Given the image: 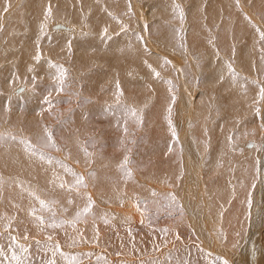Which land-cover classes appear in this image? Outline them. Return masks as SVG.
I'll list each match as a JSON object with an SVG mask.
<instances>
[{"label": "bare ground", "instance_id": "1", "mask_svg": "<svg viewBox=\"0 0 264 264\" xmlns=\"http://www.w3.org/2000/svg\"><path fill=\"white\" fill-rule=\"evenodd\" d=\"M33 1L40 2L39 7L45 1L52 4L46 35L40 31L44 13L33 14L29 8ZM233 1L236 5L237 0ZM248 1L253 3L245 0L244 5ZM255 1L252 11L262 16L264 25V0ZM146 4H150L148 10L158 7L154 0ZM99 5L100 0H0V264H17L13 251L20 264H47L51 257L46 249L49 234L65 254L76 256L82 264H223L225 258L230 264H264L261 16L247 14L250 8L244 7L242 14L227 10L231 6L217 11L222 16L218 17L222 21L219 31L228 39L227 45L226 41L221 44L231 52V47L239 49L228 61L224 56L228 51L221 46L222 50L215 49L213 44L211 50L195 43L196 51L191 52L192 41L181 55L175 50L171 55L158 49L151 53L137 36L128 33L129 25L126 31L115 30V19L113 24L109 21L111 27L106 24L111 39H105V26L99 22L102 15L97 18ZM205 6L209 14L212 8ZM232 7L237 8L234 4ZM135 9L139 15V8ZM149 13L146 15L153 16ZM12 21L18 22L10 26ZM132 39L134 48L141 51L131 47ZM69 40L73 46L70 53H52L55 43L66 45ZM38 48L39 62L34 59ZM84 50H90L86 60L79 56ZM53 57L68 73L65 90L53 96L59 103L48 111L43 98L37 99V92L48 88L47 95L55 83L56 70L48 62ZM166 57L172 66L164 64ZM147 58L151 63L163 62L162 68L153 67L160 78L142 64ZM228 63L233 65L235 77ZM189 65L193 74L185 77L180 66ZM166 66L173 75L170 81L176 84L169 86L178 91L174 92L177 99L171 113L176 137L167 122L166 106L171 103L172 92L164 91L167 85L163 77L169 75ZM28 76L40 80L39 85H28ZM183 76L190 77L188 87ZM117 81L123 89L119 104ZM125 105L138 110L142 125L133 121ZM4 107L8 108L6 112ZM19 113L21 116H17ZM125 120L131 128L126 137ZM45 126L53 131L60 149L49 146L45 150L51 163L40 160L21 143L30 140L38 146ZM84 147L93 155H86ZM125 155L131 177L120 168ZM72 172L82 175L87 187L81 185L77 190ZM61 183L66 186L61 188ZM88 195L94 201L93 208L75 228L71 223L57 229L35 226L30 215L33 208L46 219L52 216L36 197L51 205L59 223L73 220L87 204ZM105 217L109 223L104 222ZM9 218H15L10 229L6 227ZM14 236L18 243L13 242ZM18 244H23L27 252H22ZM56 260L57 264H66L59 253Z\"/></svg>", "mask_w": 264, "mask_h": 264}, {"label": "rangeland", "instance_id": "2", "mask_svg": "<svg viewBox=\"0 0 264 264\" xmlns=\"http://www.w3.org/2000/svg\"><path fill=\"white\" fill-rule=\"evenodd\" d=\"M56 1H58V0H53V2H56ZM61 1V0H60ZM84 0H81V3L83 2ZM107 1H108V4H107ZM114 0H100V5H99V7L100 6H102L101 4H102V2H106V4L104 3V6H102V7H100L99 8V11L101 12H98L99 14H97V18L100 16V15H102L101 16V18H102V20L101 21H99L100 22V24H101V26H107L108 24L110 25V27L112 26L110 23H112L113 24V21H115L114 19H113V17L112 16H110V17H112V18H108V16H109V13H112V14H114V16L115 17H119V22L116 20L114 23H117V24H114L116 27H115V30L117 29V31L118 30H120L121 29V27H120V22L121 21H124V22H122L124 25H129L130 26V31L128 32L131 36L132 35H135V36H137V40H138V36H142V37H144V39L142 40V46L145 48V50H147L146 49V46L147 47H149V49H150V52L151 53H153L154 52V49H158V50H164V52H162V53H167V54H169V55H171L170 53H173L174 54V50L177 52V53H179L180 52V55H181V53L183 54V52H184V49H186V47H185V45H190L191 46V48H189V50L192 52V51H196V48H195V43L197 44V46H199V48L200 47H202V48H206V49H210V47H211V50L213 49V45H215V49H219V50H222L221 49V47H223V48H225V49H223V51L224 50H226V51H228V52H225L226 54L224 55L225 56V58L226 59H228V61H229V59L231 60L232 59V56H233V54H234V52H238L239 53V49H238V47L235 49L234 47H231L232 49H233V52H231V51H229L228 49H226L227 47L225 46V44L227 45V38L225 37V34L223 33V32H221V29H220V31H219V27L221 28V25H220V23H222V21H221V19H222V16H220V15H218L219 13H221V12H223L222 10L225 8L226 9V6H228V7H230V8H228L227 10H229V9H231L232 11H233V14H236V12H242V10H243V7L244 8H250V9H248L247 10V14H253V13H255V12H253L252 11V8L256 5L255 4V0H253V3L251 2V1H248V4H246V5H244L245 4V0L243 1V0H239L240 2H242V4L243 5H238L237 3H236V5H235V3H234V1L232 0H154L155 1V4L157 5L158 4V7L156 6V7H154L155 9H152V10H154V11H152L151 9H149V10H151L152 11V13H151V11H149L148 10V8H147V5H150V4H146L147 2H149V0H115L114 2H113ZM158 1H159V3H158ZM255 1V2H254ZM110 2V3H109ZM111 2H112V4H111ZM128 2V3H127ZM233 2V3H232ZM244 2V3H243ZM33 3L34 4H31V6L29 5V8H30V10H31V12L33 13L34 11L37 13V14H39V13H44L45 12V10H46V8H47V6L46 5H49V2H44L45 4H41V6L42 7H39L40 6V2H37V3H35V1H33ZM116 3V4H115ZM162 3L164 4L163 6H162ZM211 3V4H210ZM212 3H213V5L214 6H212ZM218 3V4H217ZM230 3V4H229ZM257 3V2H256ZM35 4H39L38 6L37 5H35ZM129 4H130V8H129ZM159 4H160V6H159ZM176 4H179L181 7H182V9H183V12H184V19H183V21H181L180 19H179V16H178V11L177 10H175V8H174V6L176 5ZM220 4H222V5H220ZM232 4V5H231ZM233 4H234V6L235 7H237V8H235L234 10H233ZM255 4V5H254ZM110 5V6H109ZM124 5V6H123ZM199 5V6H198ZM203 7H202V6ZM205 5H209V6H211L210 8H212L213 9V11H212V9H211V12H209V14H207L206 13V6ZM254 5V6H253ZM51 6H52V4H51ZM106 6V7H105ZM143 6H144V8H143ZM167 6H168V8H167ZM38 7H39V9H38ZM92 6H88V9H90ZM114 7V8H113ZM139 8V15H137L134 11H136V9L135 8ZM142 7V8H141ZM97 8V7H96ZM105 8V9H104ZM113 8V9H112ZM146 8V9H145ZM197 8H198V10H199V13H198V10H197ZM242 8V9H241ZM59 9V8H58ZM102 9H104V10H102ZM110 9V10H109ZM112 9V10H111ZM141 9V10H140ZM145 9V10H144ZM160 9H162V10H160ZM33 10V11H32ZM102 10V11H101ZM117 10H120V11H118L117 12ZM147 10H148V12H147ZM160 10V11H159ZM164 10V11H163ZM239 10V11H238ZM39 11H42V12H39ZM114 11V12H113ZM143 11V12H142ZM146 11V12H145ZM219 13H218V12ZM221 11V12H220ZM105 12V13H104ZM117 12V13H116ZM150 12V13H149ZM163 12H166V13H163ZM217 12V13H216ZM261 12V11H260ZM36 13H33V14H36ZM108 15H107V14ZM146 13H149V14H152L153 16H147L146 15ZM159 13V14H158ZM170 13V14H169ZM210 13H213L212 15L210 14ZM242 13H244V11L242 12ZM241 13V14H242ZM262 13V12H261ZM103 14H104V16H103ZM157 14V15H156ZM161 14H163L162 16H161ZM196 14V15H195ZM199 14V15H198ZM230 14V13H229ZM255 14H257V13H255ZM106 15V16H105ZM141 15V16H140ZM155 15V16H154ZM193 15V16H192ZM218 15V16H217ZM226 17H228L229 18V15H228V13H226V14H224ZM230 15H232V14H230ZM258 15V14H257ZM123 16V18L121 19L120 17H122ZM128 16V17H127ZM140 16V17H139ZM144 16V17H143ZM258 16H261V15H258ZM142 17V18H141ZM177 17V18H176ZM197 17V18H196ZM214 17V18H213ZM218 17H220V18H218ZM93 18V20L94 21H96L97 23H98V21L94 18V17H92ZM125 18V19H124ZM199 18V19H198ZM216 18H218L219 19V21H217L216 20ZM107 21L108 19V21L106 22L105 20ZM121 19V20H120ZM197 20V22L196 23H193V21L192 20ZM261 24H262V27H261V29L264 31V25H263V20H262V16H261ZM104 20V21H103ZM112 21V22H110L109 23V21ZM160 20V21H159ZM177 20V21H176ZM213 20V22H211ZM54 21V20H53ZM103 21V22H102ZM224 21V20H223ZM16 22V23H15ZM17 22L18 21H12V23L10 24V26H15L16 24H17ZM48 23H50V21L48 22ZM128 23V24H127ZM225 24H227L226 22H224ZM223 23V24H224ZM107 24V25H106ZM183 24V25H182ZM88 25L89 26H93V24L90 22V21H88ZM108 25V26H109ZM145 25H147V27H145ZM228 25V24H227ZM94 26H96V27H98V25H94ZM219 26V27H218ZM118 27H119V29H118ZM139 27V28H138ZM216 28H217V30H216ZM192 29H193V31H192ZM215 29V30H214ZM142 30V31H141ZM201 30V31H200ZM204 31H205V35H204ZM259 32H260V30H259ZM214 33V35H212ZM194 34V35H193ZM219 34V35H218ZM207 35H211V37L213 38V40H212V38L210 37L209 39L210 40H208V38L206 39V37H207ZM182 36V37H181ZM199 36V37H198ZM200 36H202V37H200ZM217 36H219V37H217ZM224 36V37H223ZM258 36H259V34H258ZM181 37V38H180ZM217 37V38H216ZM150 38H154V40H156V43L155 44H153V40L151 39V42H150ZM186 39H187V41H186ZM200 41H199V40ZM225 39H227V40H225ZM146 40H148V41H146ZM198 40V41H197ZM208 40V41H207ZM132 48H134V45H133V43L135 42L133 39H132ZM138 41H140L141 42V40H138ZM188 41H192L190 44L188 43ZM197 41V42H196ZM206 41V43H203V42H205ZM210 41V42H209ZM223 41H226V42H224L225 44H221V43H223ZM158 42V43H157ZM186 42V43H185ZM194 42V44H192ZM209 42V44H207ZM81 43V42H80ZM148 43H150V45L148 44ZM211 43V44H210ZM219 43L221 44V45H219ZM244 44H246L247 43V41L245 40L244 42H243ZM184 45V47H181V45ZM198 44H200V45H198ZM213 44V45H212ZM217 44V45H216ZM161 45V46H160ZM154 46H155V48H154ZM159 46H160V48H159ZM189 46V47H190ZM209 46V47H208ZM218 46H221V47H218ZM165 48V49H167V50H165V49H163V48ZM178 47V48H177ZM73 48V46H72V44H71V49ZM86 48H88V46L86 47ZM176 48H177V50H176ZM181 48V49H180ZM192 48H193V50H192ZM230 48V49H231ZM135 50L137 49L138 51H141V49H138L137 47H135L134 48ZM53 50H54V52H52L53 54H55V55H57V53L59 52V53H63L65 50H68V48H67V43H66V45L64 44H62L61 42H57V43H55V45L53 46ZM170 50V51H169ZM198 50V49H197ZM241 51H243V49H240ZM264 50V49H263ZM90 52V50H84V53L83 54H81V55H79V56H84L85 57V60H86V58H88V53ZM229 53H230V55H229ZM142 54V53H141ZM236 54V53H235ZM49 56H52L51 54L49 55ZM240 56V55H239ZM228 57V58H227ZM52 58V57H51ZM51 58H49V60H48V62L49 61H51ZM166 58H168V57H166ZM5 59V58H4ZM53 61H51V62H53V63H58V61H57V59H55L54 57H53ZM170 59V58H169ZM168 60V59H167ZM147 63H145V60L142 62V64L144 65V67H148V65L150 64V65H152V67H156L157 69H159V67L160 68H162L163 67V62H164V64H165V59L163 60V62H159V64L156 62V61H153V63H151L152 62V60L150 61V59H148L147 58V61H146ZM179 62H181V61H179ZM171 63V62H170ZM168 64L167 63V65L169 66H172L171 64ZM156 64V65H155ZM6 65H7V63H6ZM19 67H21L22 66V64H20V65H18ZM168 66H166V68L168 67ZM188 65H186V67H187ZM181 67V71L184 73V76H185V74H189V75H187V76H190V75H192L193 73H192V70H190L191 69V66L189 65V68H186V67H184L185 69H187V70H184V68H183V66H180ZM6 68H8V66L6 67ZM172 69H174V68H172ZM183 69V70H182ZM189 69V70H188ZM167 72H168V74L169 75H166L165 76V74H164V77H163V81H164V83H166L165 84V86L167 87V89H165V86L163 87V89H165L164 91L165 92H170L169 91V88L172 86H174V85H176V84H174V82H172L173 80H172V78H173V75L172 76H170V73H169V71H170V69H169V67L167 68ZM171 71H175V69L174 70H171ZM178 71V70H177ZM186 71V72H185ZM190 71V72H189ZM24 72V71H23ZM21 74H22V72H21ZM40 76V75H39ZM170 76V79L168 80V79H166L167 77H169ZM182 77V81L184 82V84L186 85V87H188L189 86V79H190V77H187V78H185V77ZM31 77V78H30ZM33 77H35V76H28L27 78H26V80L28 79V81H25V82H29V84L28 85H30V83L32 82V86H34L35 85V83L37 84V85H39V81L40 80H38L37 82H36V79L37 78H35V80L33 81ZM41 77V76H40ZM14 78V77H13ZM15 79V78H14ZM166 79V80H165ZM170 80H172L171 82H172V84H171V86H169L170 84L168 83V81H170ZM10 83V82H9ZM155 83L157 84L158 82L157 81H155ZM206 83V82H205ZM11 84V83H10ZM194 83H192V85H193ZM180 85V84H179ZM191 85V84H190ZM151 86V85H150ZM146 87H148V85H145V87L144 88H146ZM169 87V88H168ZM171 87V88H172ZM19 88V87H18ZM17 88V89H18ZM143 88V89H144ZM16 89V90H17ZM158 89H159V87H158ZM48 90V88H44V90L42 91V92H37V96H39V97H37V99H39V98H44V94L46 95V91ZM167 90V91H166ZM177 91V88L176 89H174L173 90V92H176ZM38 91V90H37ZM178 92V91H177ZM180 92V91H179ZM44 93V94H43ZM172 95V94H171ZM176 96H177V93H176ZM166 97H167V95H166ZM34 98V97H33ZM35 99V98H34ZM33 99V100H34ZM177 99V98H176ZM133 100V99H132ZM169 103V102H168ZM167 103V104H168ZM22 104V103H21ZM8 105V104H7ZM169 105H170V103H169ZM169 105H167L166 106V108H168L169 107ZM5 108V107H4ZM6 109H8V108H5V111L4 112H6ZM24 110V109H23ZM11 112V111H10ZM42 111H39V114L41 113ZM167 114V113H166ZM17 116H21V113H19V114H17ZM189 126H190V123H189ZM58 127H60V125L58 126ZM131 128H129V130H130ZM37 208H39V206H37ZM264 258V257H263ZM262 258V259H263ZM261 259V258H260Z\"/></svg>", "mask_w": 264, "mask_h": 264}, {"label": "snow or ice", "instance_id": "3", "mask_svg": "<svg viewBox=\"0 0 264 264\" xmlns=\"http://www.w3.org/2000/svg\"><path fill=\"white\" fill-rule=\"evenodd\" d=\"M237 4H239V0H237ZM130 4H129V8H130ZM175 10L178 11V16L179 19L181 21H183L184 19V12L182 7L179 4H176L174 6ZM110 16L113 17V19H116L119 22V18L115 17L114 14L109 13ZM53 16V9L51 4H49L44 12V20L40 25V31L43 35H46V28H47V22L49 19H51V17ZM120 27H121V31H126L127 30V26L124 25L122 22H120ZM145 27H147V25H145ZM260 35V39L261 41H264V31H260L259 33ZM102 36L105 39H111V36L109 35V30L108 27L105 26L102 29ZM139 40H143L144 37L142 36H138ZM181 47H184V45L182 44ZM67 48L69 53L71 52V41L69 40L67 42ZM34 59L39 62L41 60V52L39 50V48L37 49V52L34 56ZM145 63H147L145 61ZM170 63V61L167 60V58H165V64ZM49 65L50 67L54 68L55 74L53 75V79L55 81V83L51 86L50 90L48 91L47 95L43 98V103L45 105H47V110L51 111L53 107H55V104L59 103V101H54V93L55 95H59L61 92H63L65 90V81L67 79V73H68V69L65 68L63 65L60 64H56L53 63L51 61H49ZM148 68L151 70L152 74H154L157 78H160V72L157 71L155 68L152 67V65H148ZM227 68L228 70L231 72L232 76L235 77L236 76V71L233 68V65L231 63L227 64ZM29 71H34V69L30 68ZM35 80V77H33V81ZM15 82V81H13ZM168 83L171 85L172 82L168 81ZM255 83H259L258 81H255ZM169 91L172 92L171 95V103L167 109L168 112V116H167V122L169 124V126L171 127L172 130V135L174 137L177 136L175 127L172 123V119H171V113H172V105L175 104L176 102V95L173 92V89L170 87ZM116 102L119 104L121 101V98L123 96V89L121 88L119 82L117 81L116 83ZM259 96L261 100H264V86H261L259 88ZM69 103H71V101H69ZM109 108H111V105L108 106ZM125 107L127 108V111L129 113V115L131 116V118L133 119V121L136 124H143V117L142 115L138 112L137 109L132 108V107H128L125 105ZM69 111H71V109H69ZM259 111V109H257V112ZM43 112V110H42ZM42 112L40 113L42 115ZM117 126L119 127V122L117 124ZM123 132L125 137L128 135L129 133V128H128V121L125 120L124 121V126H123ZM13 139H15V137H12ZM0 139H3V136L0 135ZM21 143H24L27 145V149L29 150V152L36 154L39 156V159L44 161L46 160L48 163H51V157L50 156H46L45 155V150L51 146L53 148H56L57 151H59L60 149L57 147L56 142H55V138H54V133L52 130H50L47 126L44 127V135L40 137V144L37 145H33L32 142L30 140H22ZM124 145V141L121 140V146ZM37 148H39V151H37ZM84 152L86 155L91 156L93 155V153L88 152L87 147H84ZM171 151V148H169V152ZM130 161L127 155L124 156L122 163L120 164V168L123 171L124 175L126 177H131L132 173H131V169L128 167ZM69 171H71V169H69ZM72 175L75 177V185L74 187L78 190L79 187L81 185H83L84 187H87V184L85 182V178L82 175H78L75 172H72ZM66 185L64 183L60 184L61 188H64ZM155 194V193H154ZM87 204L83 207V209L81 211H78L75 214V218L71 221H67V220H61L59 223L56 221L55 218V213L53 212V209L51 207V205L45 201L40 199L39 197H36L37 200H39L40 205L43 208H46L50 213H52V216L50 218H45L43 215H38L37 214V210L35 208H33L30 212L31 217L33 218V222L35 224V226L41 230H43L45 227H50L52 229H57L62 227L64 224L66 223H71L73 228H75L76 224L80 221L81 217H84L88 214L91 213V210L93 208L94 205V201L92 200V197L90 195H88L87 197ZM173 201H175V196L172 197ZM57 203L56 201H52V204ZM68 203H72L71 200L68 201ZM248 205L249 208H251V199L248 200ZM137 208H139V204H137ZM66 210V209H65ZM15 218H9V224L6 226L8 229L11 228L12 226V222H14ZM105 223H109L107 217H105ZM25 239H27V235L24 237ZM12 240L14 243H18V238L17 237H12ZM47 241L49 242L46 246V249L48 252L51 253V257L50 259L47 261V264H57V260H56V255L57 253H59L61 256L64 257L66 264H82V261H79L78 258L76 256H72V255H67L65 254L62 250H61V246L60 244L55 241L54 237L49 234L47 237ZM73 243H75V241H73ZM19 248L21 249L22 252H27V248L23 245V244H18ZM13 259L17 261V264H20V259L19 257L16 255L15 251H13ZM223 264H230L228 259H223Z\"/></svg>", "mask_w": 264, "mask_h": 264}]
</instances>
